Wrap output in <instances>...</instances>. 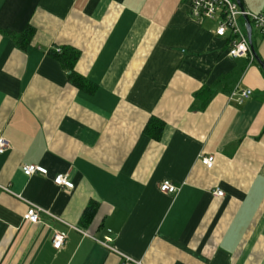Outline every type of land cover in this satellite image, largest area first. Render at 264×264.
<instances>
[{
	"label": "crops",
	"instance_id": "obj_1",
	"mask_svg": "<svg viewBox=\"0 0 264 264\" xmlns=\"http://www.w3.org/2000/svg\"><path fill=\"white\" fill-rule=\"evenodd\" d=\"M28 27V42L7 33ZM215 28L190 0H0V185L13 192L0 189V264H264V69ZM252 43L264 62L254 27ZM237 87L252 89L241 104ZM29 202L57 218L26 221Z\"/></svg>",
	"mask_w": 264,
	"mask_h": 264
},
{
	"label": "built area",
	"instance_id": "obj_2",
	"mask_svg": "<svg viewBox=\"0 0 264 264\" xmlns=\"http://www.w3.org/2000/svg\"><path fill=\"white\" fill-rule=\"evenodd\" d=\"M192 15L198 20L209 19L216 22L215 34L218 36L230 35V46L228 54L234 58L250 56L254 59L251 43L248 37L246 26L241 24V19L245 16L249 19L252 30L253 27L264 33V13H254L241 8L238 0H190ZM245 19V18H244ZM58 51H61L58 49ZM252 94V89L237 87L231 94L230 98L237 103H243ZM12 147L11 141L0 133V153H5ZM213 155H204L201 161L208 168L214 165ZM22 170L26 176H31L37 173L42 175L48 174V169L38 164H26L22 166ZM55 183L72 189L74 188L73 181L66 174H59L54 179ZM161 190L168 193H176L179 188L170 181H164L161 184ZM1 191L13 193L9 187L0 185ZM215 195L223 196L224 192L220 189L215 191ZM42 214H49L55 217L51 212L44 208L29 202L28 209L24 214V219L31 223L40 222ZM57 218V217H55ZM67 234L65 232H56L53 245L56 249H61L65 244ZM110 240V239H109ZM104 245H108L107 241H101ZM127 260H131L128 258ZM137 264H141L137 262Z\"/></svg>",
	"mask_w": 264,
	"mask_h": 264
},
{
	"label": "trees",
	"instance_id": "obj_3",
	"mask_svg": "<svg viewBox=\"0 0 264 264\" xmlns=\"http://www.w3.org/2000/svg\"><path fill=\"white\" fill-rule=\"evenodd\" d=\"M30 29L31 28L28 27L27 30H25L24 33L21 35H17L16 33L12 31H8L7 33H9L11 37L16 38V40H20L24 37L22 40H25L26 42H28V40L32 36V31ZM55 55L61 58L65 66L71 71L70 78L72 79V81L79 83L77 82V78H78L77 75H75V73L73 72V69H74L73 67H74L75 62L78 60L79 52L76 51L75 49H68V50L66 49V51H63L61 53L55 52ZM163 129H164V122L156 117H152L148 121L145 127V131L149 133L155 139L161 138ZM96 210H97V205L94 202L90 203L86 207V209L84 210L82 219H81L84 225L89 223L94 218Z\"/></svg>",
	"mask_w": 264,
	"mask_h": 264
},
{
	"label": "water",
	"instance_id": "obj_4",
	"mask_svg": "<svg viewBox=\"0 0 264 264\" xmlns=\"http://www.w3.org/2000/svg\"><path fill=\"white\" fill-rule=\"evenodd\" d=\"M241 8L245 9L244 8V5L242 3L241 0H238ZM245 21H246V29H247V32H248V37H249V40H250V43H251V48H252V52L254 54V58L258 61V63L262 66V68L264 69V62L262 61V59L257 55L256 51H255V48H254V45L252 43V35H253V30H252V26H251V23L249 21V19L245 16Z\"/></svg>",
	"mask_w": 264,
	"mask_h": 264
}]
</instances>
